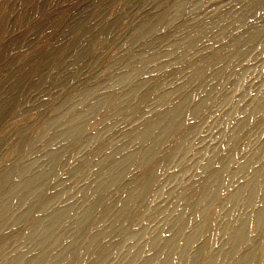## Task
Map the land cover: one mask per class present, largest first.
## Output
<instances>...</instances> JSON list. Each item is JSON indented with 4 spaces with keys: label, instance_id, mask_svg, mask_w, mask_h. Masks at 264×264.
<instances>
[{
    "label": "rangeland",
    "instance_id": "rangeland-1",
    "mask_svg": "<svg viewBox=\"0 0 264 264\" xmlns=\"http://www.w3.org/2000/svg\"><path fill=\"white\" fill-rule=\"evenodd\" d=\"M262 166L264 0H0V264H264Z\"/></svg>",
    "mask_w": 264,
    "mask_h": 264
},
{
    "label": "bare ground",
    "instance_id": "bare-ground-1",
    "mask_svg": "<svg viewBox=\"0 0 264 264\" xmlns=\"http://www.w3.org/2000/svg\"><path fill=\"white\" fill-rule=\"evenodd\" d=\"M258 175H259L260 178L262 177V179H264V166H262V168L259 170ZM244 190H245V188H241V189H239L238 194L243 193ZM241 201H242V200H241ZM244 228H245V227H244V225H243V226L241 227V231H240V233H239V234L237 235V237H236L237 240L240 239V237L244 236Z\"/></svg>",
    "mask_w": 264,
    "mask_h": 264
}]
</instances>
